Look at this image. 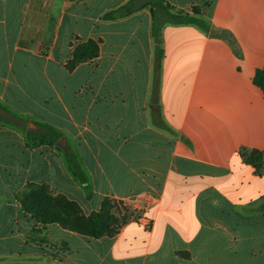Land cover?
Instances as JSON below:
<instances>
[{"label": "crops", "instance_id": "0c3cea01", "mask_svg": "<svg viewBox=\"0 0 264 264\" xmlns=\"http://www.w3.org/2000/svg\"><path fill=\"white\" fill-rule=\"evenodd\" d=\"M263 67L264 0H0V264H264ZM29 185L134 213L94 238L27 211Z\"/></svg>", "mask_w": 264, "mask_h": 264}, {"label": "trees", "instance_id": "16d2710c", "mask_svg": "<svg viewBox=\"0 0 264 264\" xmlns=\"http://www.w3.org/2000/svg\"><path fill=\"white\" fill-rule=\"evenodd\" d=\"M120 10H123V13L132 12V1L124 5ZM167 15L169 20L178 23L195 21L193 17H190L187 14L168 13ZM110 17H113V14L106 15V18ZM154 33H157L155 26ZM97 54V42L89 39L75 46L72 51V57L67 61L66 66L68 69H72L76 64L91 59ZM253 82L264 92V67L255 72ZM32 136L42 139L48 145H53L59 137V133L55 129L47 127L44 131L32 133ZM242 154L246 161L253 163L257 168H260L261 160H263L262 152L253 149L250 151L244 150ZM68 164L70 170L79 178L83 179L82 173L74 166V161L71 156L68 157ZM20 200L22 206L27 211L33 213L42 221L58 222L63 227L94 238L101 237L105 234L116 233L122 224L128 221V219L119 221L120 218H125V216H121L123 215V212L129 210L130 213H132V210L126 208L121 202L110 198H104L98 211H92L89 214L84 215L80 212V209L75 202L68 200L62 195L51 196L47 187L44 185H29ZM114 212L118 216H116Z\"/></svg>", "mask_w": 264, "mask_h": 264}, {"label": "rangeland", "instance_id": "374dc122", "mask_svg": "<svg viewBox=\"0 0 264 264\" xmlns=\"http://www.w3.org/2000/svg\"><path fill=\"white\" fill-rule=\"evenodd\" d=\"M132 213H134V211H132ZM114 214L116 215L115 212H114ZM131 215H133V214H131L129 210L125 211V212H123V215H121L123 217L125 216V218L122 219V218L119 217L120 218L119 221H122L124 219H129L131 217ZM116 216H118V215H116Z\"/></svg>", "mask_w": 264, "mask_h": 264}, {"label": "built area", "instance_id": "2783aa9c", "mask_svg": "<svg viewBox=\"0 0 264 264\" xmlns=\"http://www.w3.org/2000/svg\"><path fill=\"white\" fill-rule=\"evenodd\" d=\"M143 220H144V219H143ZM143 222H144V221H143ZM144 224H146V225H147V223H146V222H145ZM146 225H145V226H146Z\"/></svg>", "mask_w": 264, "mask_h": 264}]
</instances>
